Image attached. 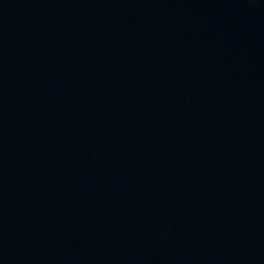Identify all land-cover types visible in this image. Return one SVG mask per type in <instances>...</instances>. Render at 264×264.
Returning <instances> with one entry per match:
<instances>
[{"label":"water","instance_id":"95a60500","mask_svg":"<svg viewBox=\"0 0 264 264\" xmlns=\"http://www.w3.org/2000/svg\"><path fill=\"white\" fill-rule=\"evenodd\" d=\"M0 264H264V0H0Z\"/></svg>","mask_w":264,"mask_h":264}]
</instances>
